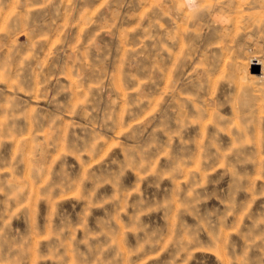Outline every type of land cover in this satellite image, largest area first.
Here are the masks:
<instances>
[{"label": "rangeland", "instance_id": "1", "mask_svg": "<svg viewBox=\"0 0 264 264\" xmlns=\"http://www.w3.org/2000/svg\"><path fill=\"white\" fill-rule=\"evenodd\" d=\"M255 61L264 0H0V264H264Z\"/></svg>", "mask_w": 264, "mask_h": 264}, {"label": "bare ground", "instance_id": "2", "mask_svg": "<svg viewBox=\"0 0 264 264\" xmlns=\"http://www.w3.org/2000/svg\"><path fill=\"white\" fill-rule=\"evenodd\" d=\"M253 66H254V67H258V66H259V62H258V61H255L254 64H252L251 67H249V70H250V69H251V70H252V69L254 70ZM258 72H259V70H258ZM258 72H257V73H253L252 75H253L255 78H260V76L258 75ZM254 74H255L256 76H255Z\"/></svg>", "mask_w": 264, "mask_h": 264}, {"label": "built area", "instance_id": "3", "mask_svg": "<svg viewBox=\"0 0 264 264\" xmlns=\"http://www.w3.org/2000/svg\"><path fill=\"white\" fill-rule=\"evenodd\" d=\"M260 76H261L262 78H264V69L261 70V74H260Z\"/></svg>", "mask_w": 264, "mask_h": 264}, {"label": "water", "instance_id": "4", "mask_svg": "<svg viewBox=\"0 0 264 264\" xmlns=\"http://www.w3.org/2000/svg\"><path fill=\"white\" fill-rule=\"evenodd\" d=\"M258 72V68L257 67H254V70L252 73H257Z\"/></svg>", "mask_w": 264, "mask_h": 264}, {"label": "clouds", "instance_id": "5", "mask_svg": "<svg viewBox=\"0 0 264 264\" xmlns=\"http://www.w3.org/2000/svg\"><path fill=\"white\" fill-rule=\"evenodd\" d=\"M190 2H191V0H190Z\"/></svg>", "mask_w": 264, "mask_h": 264}]
</instances>
